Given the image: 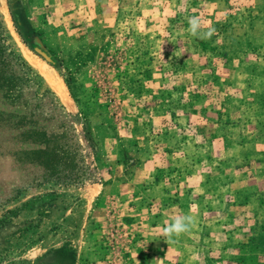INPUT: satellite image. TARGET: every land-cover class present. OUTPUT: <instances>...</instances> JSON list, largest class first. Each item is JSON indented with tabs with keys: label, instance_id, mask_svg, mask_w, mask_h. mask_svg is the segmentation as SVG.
Listing matches in <instances>:
<instances>
[{
	"label": "rangeland",
	"instance_id": "obj_1",
	"mask_svg": "<svg viewBox=\"0 0 264 264\" xmlns=\"http://www.w3.org/2000/svg\"><path fill=\"white\" fill-rule=\"evenodd\" d=\"M77 2L0 0L4 47L29 69L22 104L0 99V112L41 113L38 127L67 131L75 146L62 176L48 179L14 160L16 133L0 128V264L40 244L75 241L79 220L85 224L75 218V194L135 167L141 144L169 158L214 135L229 146L247 143L264 115V97H253L264 89L245 85L250 64L264 68V28L249 24L260 4ZM190 17L216 29L211 39L187 32Z\"/></svg>",
	"mask_w": 264,
	"mask_h": 264
},
{
	"label": "crops",
	"instance_id": "obj_2",
	"mask_svg": "<svg viewBox=\"0 0 264 264\" xmlns=\"http://www.w3.org/2000/svg\"><path fill=\"white\" fill-rule=\"evenodd\" d=\"M256 118L243 144L214 136L170 160L141 144L135 167L75 194V218L85 221H75V241L40 244L3 264H264V115ZM189 214L195 227L169 242L162 227Z\"/></svg>",
	"mask_w": 264,
	"mask_h": 264
},
{
	"label": "trees",
	"instance_id": "obj_3",
	"mask_svg": "<svg viewBox=\"0 0 264 264\" xmlns=\"http://www.w3.org/2000/svg\"><path fill=\"white\" fill-rule=\"evenodd\" d=\"M256 10L257 15L254 21H249V24L252 27H256L258 23H262L261 25L264 28V4L257 7ZM19 64L21 67H19ZM249 66L250 71L245 85L247 87L250 84L263 85L264 68L259 69L253 64ZM28 71L29 69H27L21 60L19 61V59L15 58L12 53L5 49L2 29L0 27V99L2 102L10 106H19L22 104L24 86L26 81H28L26 75ZM263 97L261 96V98ZM37 114L31 109L24 116L0 112V128L16 133L15 137H13L15 144L10 153L17 163L38 168L41 170L42 177L44 178L57 179L64 173L68 165L67 162L71 159L72 151H75V146L73 148V146L67 143V131L48 135L38 127L35 117H40L41 113ZM223 137L221 136V138ZM237 142H234L233 145L243 144ZM23 144L30 145V148L18 150L19 148L16 145L21 147ZM159 172L153 174L156 181H159L163 175Z\"/></svg>",
	"mask_w": 264,
	"mask_h": 264
},
{
	"label": "clouds",
	"instance_id": "obj_4",
	"mask_svg": "<svg viewBox=\"0 0 264 264\" xmlns=\"http://www.w3.org/2000/svg\"><path fill=\"white\" fill-rule=\"evenodd\" d=\"M188 25L187 32L197 39L209 40L216 31L214 27L209 25V22L202 21L200 17H190L188 19ZM202 25L207 27V31L201 30ZM193 207L196 206L193 205ZM195 225L196 218L193 215H177L170 219L162 227L161 231L165 238L169 242H172L173 237H179L181 234L189 232Z\"/></svg>",
	"mask_w": 264,
	"mask_h": 264
}]
</instances>
